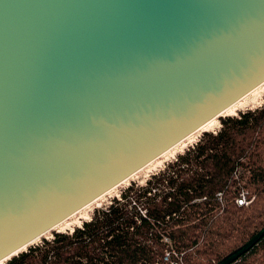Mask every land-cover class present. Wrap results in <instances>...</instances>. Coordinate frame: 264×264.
<instances>
[{
	"label": "water",
	"instance_id": "1",
	"mask_svg": "<svg viewBox=\"0 0 264 264\" xmlns=\"http://www.w3.org/2000/svg\"><path fill=\"white\" fill-rule=\"evenodd\" d=\"M263 83L264 0H0V263Z\"/></svg>",
	"mask_w": 264,
	"mask_h": 264
},
{
	"label": "trees",
	"instance_id": "2",
	"mask_svg": "<svg viewBox=\"0 0 264 264\" xmlns=\"http://www.w3.org/2000/svg\"><path fill=\"white\" fill-rule=\"evenodd\" d=\"M219 121L143 186L5 264H170L167 253L218 264L264 227V103ZM241 191L248 207L236 204ZM233 264H264V237Z\"/></svg>",
	"mask_w": 264,
	"mask_h": 264
},
{
	"label": "rangeland",
	"instance_id": "3",
	"mask_svg": "<svg viewBox=\"0 0 264 264\" xmlns=\"http://www.w3.org/2000/svg\"><path fill=\"white\" fill-rule=\"evenodd\" d=\"M254 97H258L256 104L253 106H248ZM263 103H264V85L259 89H257L252 94H249L248 96L243 98V100L240 102V106L243 104L242 107L239 108V106H237V109L235 108L236 110L234 109L230 112H228L229 111L228 110L223 115L215 118L212 121V123L207 125L205 128L198 130L197 132H195L194 135L192 134L190 138H188L186 141H183L180 145L178 144V146L172 149L169 153H167L160 159L158 158V160H155L146 168L139 171L137 174H135L128 180L124 181L116 188H114L112 191L100 197L99 200L91 203L85 209L79 211L78 213L70 217L62 225L50 231L49 233L45 234V236L34 242L32 245L26 247L22 252L27 251L30 247L40 244L43 240H50L54 234L72 233L74 229L81 226L82 222L88 221L91 218V215L96 210L105 209L111 203L112 200L118 198L121 195V193L124 190H126V188L130 187L132 184H135L137 186H143L147 182V180L150 179L151 176L159 173V171L164 169L165 166L169 164L171 161H173L177 155L184 153L187 149L194 146L202 138L204 133H217L221 128L219 121L220 119L225 117H236L239 113H243L250 110L251 111L257 110L262 107ZM65 227H68V229H65Z\"/></svg>",
	"mask_w": 264,
	"mask_h": 264
},
{
	"label": "bare ground",
	"instance_id": "4",
	"mask_svg": "<svg viewBox=\"0 0 264 264\" xmlns=\"http://www.w3.org/2000/svg\"><path fill=\"white\" fill-rule=\"evenodd\" d=\"M263 85H264V83L261 84L260 86H258L256 89H254V90H253L252 92H250L249 94H252V93L255 92L257 89H259L260 87H262ZM249 94H248V95H249ZM248 95H246V96H248ZM246 96H245V97H246ZM245 97H244V98H245ZM242 100H243V98H242L240 101L236 102L234 105H232L230 108H228L226 111H224V112H223L222 114H220L219 116L223 115V114L226 113L228 110H229L228 112H230V111L234 110L235 108L237 109V106H239V108L242 107L243 104L240 106V102H241ZM257 100H258V97H254V98L251 100V102H250V104H249L248 106H253V105H255ZM248 102H249V101H248ZM244 106H245V105H244ZM248 106H246V107H248ZM239 108H238V109H239ZM236 109H235V110H236ZM213 120H214V119H213ZM213 120H211L210 122H208L207 124H205L202 128H205L207 125H209L210 123H212ZM202 128H201V129H202ZM199 130H200V129H199ZM196 132H197V131H196ZM194 134H195V133H194ZM194 134H193V135H194ZM191 136H192V135H191ZM191 136L187 137V138H186L185 140H183V141H186V140H187L188 138H190ZM183 141H182V142H183ZM182 142H181V143H182ZM181 143H179V145H180ZM176 146H178V145H176ZM176 146H175V147H176ZM175 147H174V148H175ZM174 148H172V149H174ZM172 149H171V150H172ZM171 150H169L168 152L164 153L161 157H163L164 155H166L167 153H169ZM161 157H159V159H160ZM157 160H158V159H157ZM152 163H153V162H152ZM150 164H151V163H150ZM150 164H149V165H150ZM147 166H148V165H147ZM147 166H146V167H147ZM146 167H145V168H146ZM143 169H144V168H143ZM143 169H142V170H143ZM112 190H113V189H112ZM112 190H111V191H112ZM109 192H110V191H109ZM109 192H108V193H109ZM106 194H107V193H106ZM106 194H105V195H106ZM248 199H250V198H249V195H248ZM97 200H99V199H97ZM97 200H96V201H97ZM251 200H253V199H251ZM96 201H94V202H96ZM85 208H86V207H85ZM85 208H84V209H85ZM82 210H83V209H82ZM66 221H67V220H66ZM66 221H64V222H66ZM64 222H63V223H64ZM63 223H61L60 225H62ZM60 225L56 226L55 228L59 227ZM55 228H54V229H55ZM54 229H53V230H54ZM65 229H68V227H65ZM23 250H24V249H23ZM23 250L21 249L19 252H22ZM19 252L15 253V254L13 255V257L16 256V255H18ZM9 258L11 259L12 257H9ZM9 258H7L6 260L2 261L0 264H4L5 262L9 261V260H10Z\"/></svg>",
	"mask_w": 264,
	"mask_h": 264
},
{
	"label": "built area",
	"instance_id": "5",
	"mask_svg": "<svg viewBox=\"0 0 264 264\" xmlns=\"http://www.w3.org/2000/svg\"><path fill=\"white\" fill-rule=\"evenodd\" d=\"M252 200L251 199H248V193L246 191H241V193L239 194V196L237 197L236 199V204L237 206L239 207H248L250 204H251ZM165 242H167V240H165ZM175 258L177 260H172L170 258V254L167 253L165 258H164V261L165 262H169L170 264H183L179 258H177L175 256Z\"/></svg>",
	"mask_w": 264,
	"mask_h": 264
}]
</instances>
